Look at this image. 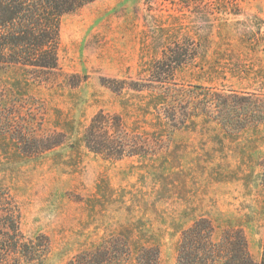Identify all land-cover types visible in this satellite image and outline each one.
Here are the masks:
<instances>
[{
  "label": "rangeland",
  "instance_id": "rangeland-1",
  "mask_svg": "<svg viewBox=\"0 0 264 264\" xmlns=\"http://www.w3.org/2000/svg\"><path fill=\"white\" fill-rule=\"evenodd\" d=\"M213 1L96 0L61 19L55 77L0 70V180L18 206L23 235L49 239L45 264H67L124 229L157 244L162 264H176L181 232L202 217L215 241L242 229L260 262L264 126L232 139L178 107L172 128L161 105L165 87L188 97L198 87L264 84V42L256 53L241 44L264 37V0ZM178 44L189 61L160 84L151 63ZM239 71L260 77L234 76ZM101 110L122 117L147 145L143 156L112 162L86 149L84 130ZM125 264H137L134 252Z\"/></svg>",
  "mask_w": 264,
  "mask_h": 264
},
{
  "label": "trees",
  "instance_id": "trees-1",
  "mask_svg": "<svg viewBox=\"0 0 264 264\" xmlns=\"http://www.w3.org/2000/svg\"><path fill=\"white\" fill-rule=\"evenodd\" d=\"M94 1L0 0V70L27 71L39 81L55 77L59 72L61 19ZM213 3L223 5L226 1L214 0ZM243 40L241 44L253 53L263 48L264 37H243ZM181 48L178 44L164 49L161 57L150 64L149 73L156 75L158 83L165 84L166 78L173 77L174 72L189 61L187 51ZM241 62L237 60V69ZM241 74L255 79V76L260 77L259 72L250 74L246 71H239L234 76ZM261 79L263 81L264 77ZM113 82L105 80L102 84L116 92L118 88ZM198 90L188 97L171 87L161 91L165 100L161 105L172 128H175L180 112L178 107L186 110L181 114H187L189 109L194 112V117L215 122L232 139L264 126V84L254 90L199 87ZM82 138L89 152L112 162L143 156L147 150L145 143L138 142L128 133L121 116L102 110L93 116ZM258 167V183L264 190V156ZM214 232L212 222L204 217L183 230L177 244L176 264H264V236L261 260L256 263L242 229L223 231L219 241L214 240ZM140 239H134L131 229H124L117 236L105 239L94 250L75 256L67 264H125L133 252L137 264H162L159 246ZM50 248V241L44 235L33 239L23 235L18 206L10 188L0 180V264H45Z\"/></svg>",
  "mask_w": 264,
  "mask_h": 264
}]
</instances>
